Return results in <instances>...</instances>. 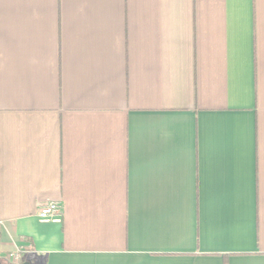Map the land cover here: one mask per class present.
<instances>
[{
  "label": "crops",
  "instance_id": "crops-1",
  "mask_svg": "<svg viewBox=\"0 0 264 264\" xmlns=\"http://www.w3.org/2000/svg\"><path fill=\"white\" fill-rule=\"evenodd\" d=\"M0 222L12 263L264 264V0H0Z\"/></svg>",
  "mask_w": 264,
  "mask_h": 264
},
{
  "label": "built area",
  "instance_id": "built-area-1",
  "mask_svg": "<svg viewBox=\"0 0 264 264\" xmlns=\"http://www.w3.org/2000/svg\"><path fill=\"white\" fill-rule=\"evenodd\" d=\"M62 205L58 203H49L39 206L36 211L37 217L43 222H60L62 220ZM4 224L0 222V229ZM20 254H16V258L20 257ZM14 257V259H15Z\"/></svg>",
  "mask_w": 264,
  "mask_h": 264
},
{
  "label": "rangeland",
  "instance_id": "rangeland-1",
  "mask_svg": "<svg viewBox=\"0 0 264 264\" xmlns=\"http://www.w3.org/2000/svg\"><path fill=\"white\" fill-rule=\"evenodd\" d=\"M0 259H1L0 260V264L3 263V262H8L9 261L8 258H6L5 256L0 258ZM14 261L20 263V262L23 261V258L22 257H17Z\"/></svg>",
  "mask_w": 264,
  "mask_h": 264
},
{
  "label": "flooded vegetation",
  "instance_id": "flooded-vegetation-1",
  "mask_svg": "<svg viewBox=\"0 0 264 264\" xmlns=\"http://www.w3.org/2000/svg\"><path fill=\"white\" fill-rule=\"evenodd\" d=\"M24 262H27V261L23 260V261L20 262V263H24ZM20 263L15 262V261L12 263V262H9V261H8V262H3V263H1V264H20ZM30 263H31V262H30Z\"/></svg>",
  "mask_w": 264,
  "mask_h": 264
},
{
  "label": "water",
  "instance_id": "water-1",
  "mask_svg": "<svg viewBox=\"0 0 264 264\" xmlns=\"http://www.w3.org/2000/svg\"><path fill=\"white\" fill-rule=\"evenodd\" d=\"M20 264H32V263H30V262H24V263H20Z\"/></svg>",
  "mask_w": 264,
  "mask_h": 264
}]
</instances>
